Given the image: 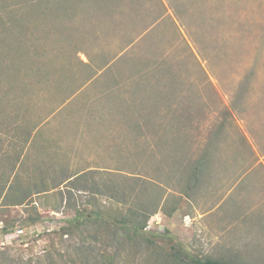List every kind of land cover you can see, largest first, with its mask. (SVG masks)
Wrapping results in <instances>:
<instances>
[{
	"label": "rangeland",
	"instance_id": "obj_1",
	"mask_svg": "<svg viewBox=\"0 0 264 264\" xmlns=\"http://www.w3.org/2000/svg\"><path fill=\"white\" fill-rule=\"evenodd\" d=\"M6 1L29 19L23 35L35 24L40 37L36 53L32 38H0V170L36 176L64 202L53 211L35 197L42 219L27 226L34 210L0 199V260L36 264L48 251L79 247V234H58L76 210L95 200L116 213L138 200L158 207L149 241L97 247L115 254L99 264H264V0H135L102 29L55 5L30 15L23 0ZM84 62L97 75L81 86ZM134 104L140 111L124 116ZM210 140L211 163L189 196L192 162ZM91 170L90 186L108 181L139 198L122 206L62 183ZM4 218L18 220L9 235H1Z\"/></svg>",
	"mask_w": 264,
	"mask_h": 264
},
{
	"label": "trees",
	"instance_id": "obj_2",
	"mask_svg": "<svg viewBox=\"0 0 264 264\" xmlns=\"http://www.w3.org/2000/svg\"><path fill=\"white\" fill-rule=\"evenodd\" d=\"M77 1L82 0H23L22 3L26 4L30 15L38 12L43 5H55L60 7L61 10L67 11L64 15L69 11H73V13L77 15L92 20V24L99 25V27H95L94 29L109 28L110 25L115 27V16L122 14V12L124 13L127 7L135 3V0H83L84 2H82V4L90 5L84 10L78 6L79 4ZM24 14L25 13L17 16L14 10L9 7L6 0H0V38H6L9 32L14 33L16 38H32L33 48L35 49V38L40 37H36L35 33L39 30L36 31L37 26L34 24L31 26V31L27 35H23V29L25 30V28H28V24L30 23L28 18L26 20V18L23 17L25 16ZM77 50H75V54L79 53ZM34 53H36V49ZM32 60L37 62V56H33ZM110 63L111 62L107 60L104 67ZM84 65L89 68L90 71L81 86H86L91 81L95 80V76L97 75L90 62H84ZM37 69L41 76L45 75L43 73V66L40 63L37 64ZM141 107V104H134L131 109L127 108L126 111H122V114L124 116L137 114ZM134 125V128H138L140 124L135 123ZM214 144V140H210L209 147L192 162L193 168L187 179V185L184 190L185 194L190 196L192 192L199 188L203 173L211 163V150ZM92 174V170L83 174L75 173L67 177L62 183L74 186L77 184L82 185L81 187L84 190L88 189L93 195L109 196L111 199H116L122 206H126L128 203L127 201L134 195H137L139 198L136 188L122 189L116 184H108V181H105L102 185L92 184V186H90L86 181L88 179H95L91 176ZM41 181L38 182L36 176L30 178L16 176L14 178V176L5 169L0 170V199L4 202L2 206L6 209L17 206L31 207L35 213L29 214L28 220L22 221V224H26L27 226L37 224L40 219H42L41 214L36 212V201L33 200L35 197H41L40 199H42V201L40 203L44 206L52 207L53 211L61 207L63 205L62 202H64L62 191L54 192L53 190L57 187L53 186L50 188L51 186L49 187L45 181H43L42 184ZM81 187L77 188L81 189ZM65 206L63 207L67 208V205ZM128 207L129 208L125 211L113 213L110 210L100 208L95 200H89L88 205L82 209L79 208L76 210L75 216L66 222L61 228V232L58 233L61 237H66L70 240L75 239L77 237L76 235L79 234V236L82 237L81 245L79 247L70 245L66 247L63 252H59L58 250L48 251L44 259L37 261L36 264H78L79 262L89 264L91 260H94L97 264H99L100 261L113 262L115 254L101 252L99 248L103 249V245L114 248H119L125 244L137 246L149 241L146 237L147 223L151 216L158 211V207L154 208V210H150V206L142 204L138 202V200ZM2 222L3 227L1 228V235H9L17 228V219L4 218ZM5 255L7 256V254ZM175 256L182 259L180 254H175ZM187 262L188 264H233L214 258L200 257H190ZM0 264L24 263H13L6 258L0 260ZM25 264H34V262L30 260Z\"/></svg>",
	"mask_w": 264,
	"mask_h": 264
},
{
	"label": "built area",
	"instance_id": "obj_3",
	"mask_svg": "<svg viewBox=\"0 0 264 264\" xmlns=\"http://www.w3.org/2000/svg\"><path fill=\"white\" fill-rule=\"evenodd\" d=\"M19 233H21V234H22V233H23V231L21 230V231H19Z\"/></svg>",
	"mask_w": 264,
	"mask_h": 264
}]
</instances>
